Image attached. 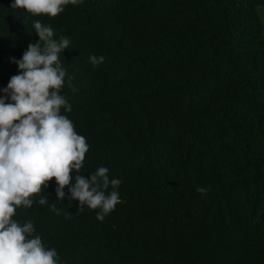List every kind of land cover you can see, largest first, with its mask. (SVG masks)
<instances>
[{
	"label": "trees",
	"instance_id": "trees-1",
	"mask_svg": "<svg viewBox=\"0 0 264 264\" xmlns=\"http://www.w3.org/2000/svg\"><path fill=\"white\" fill-rule=\"evenodd\" d=\"M13 3L0 0V97L35 21L68 37L61 114L89 144L73 183L101 166L121 180L103 221L68 187L57 199L55 178L13 219L61 264H264V0H83L54 18Z\"/></svg>",
	"mask_w": 264,
	"mask_h": 264
},
{
	"label": "clouds",
	"instance_id": "clouds-1",
	"mask_svg": "<svg viewBox=\"0 0 264 264\" xmlns=\"http://www.w3.org/2000/svg\"><path fill=\"white\" fill-rule=\"evenodd\" d=\"M83 0H14L13 9H25L33 15L56 17L69 4ZM39 42L30 43L22 58L14 60L20 70L13 75L0 97V264H61L55 248H48L39 235L33 236L31 220L21 225L13 219L17 208H30L32 197L40 194L55 178L57 199L78 200V211L84 206L100 209L97 219L103 221L120 202L119 179L109 178V169L101 166L90 179L80 173L89 151L86 138L78 134L72 120L61 114L72 106L61 91L65 85L73 91L72 77L62 66L61 54L70 46L65 36L55 39V32L40 21L33 24ZM104 56L89 55L93 66ZM10 99L11 102H8ZM111 186L112 190L107 192ZM206 195L208 189L197 187ZM47 198L39 200L46 205ZM51 210L58 212L55 204Z\"/></svg>",
	"mask_w": 264,
	"mask_h": 264
},
{
	"label": "rangeland",
	"instance_id": "rangeland-1",
	"mask_svg": "<svg viewBox=\"0 0 264 264\" xmlns=\"http://www.w3.org/2000/svg\"><path fill=\"white\" fill-rule=\"evenodd\" d=\"M258 9H259L261 18L264 21V5H260Z\"/></svg>",
	"mask_w": 264,
	"mask_h": 264
}]
</instances>
